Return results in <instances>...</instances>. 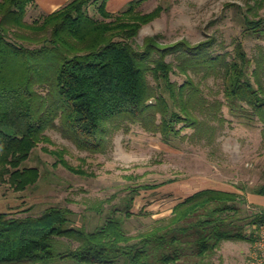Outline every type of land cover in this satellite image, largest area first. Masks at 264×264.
<instances>
[{
	"label": "trees",
	"instance_id": "16d2710c",
	"mask_svg": "<svg viewBox=\"0 0 264 264\" xmlns=\"http://www.w3.org/2000/svg\"><path fill=\"white\" fill-rule=\"evenodd\" d=\"M143 1L131 0L114 13L106 0H69L29 22L33 0H0V172H9L15 188L37 180L38 169L21 163L49 140L48 128L95 152L121 124L137 123L165 141L213 134L215 126L200 115L217 119L226 103L231 114L256 118L264 130L262 57H249L237 39L230 54L212 50V40L162 44L148 35L135 45L141 26L160 13V7L139 11ZM94 2L101 17L87 11ZM243 30L264 38V19L245 15ZM173 72L183 81L172 80ZM199 73L221 79L224 103L206 99L192 76ZM185 127L194 130L181 133ZM56 153L67 168L83 172ZM251 192L264 195V183ZM245 200L234 190L201 188L134 233L118 207L93 229L73 226L71 209L61 205L38 214L0 211V264H222L212 259L222 240L253 241L235 223L238 202ZM132 201L133 195L127 217ZM261 222L264 209L248 224Z\"/></svg>",
	"mask_w": 264,
	"mask_h": 264
},
{
	"label": "rangeland",
	"instance_id": "374dc122",
	"mask_svg": "<svg viewBox=\"0 0 264 264\" xmlns=\"http://www.w3.org/2000/svg\"><path fill=\"white\" fill-rule=\"evenodd\" d=\"M97 4L87 5V11L101 17ZM155 7H160V13L141 26L135 45L148 35H157L162 44L212 40V50L230 54L235 40H241L249 57H262L260 76L264 86V38L243 30L245 15L264 19V0H145L137 9L148 12ZM42 14L30 6L25 19L30 22ZM166 59L173 60L170 55ZM170 76L179 83L184 79L175 72ZM192 76L209 102L224 103L221 79L203 78L201 73ZM149 80L153 83L152 78ZM218 116L212 119L200 115L215 126L213 134L177 136L168 141L137 123L121 124L110 128L104 147L95 152L77 147L57 129L48 128L45 133L49 140L38 142L21 163L38 169L34 183L17 189L9 172H0V211L38 214L47 206L61 205L71 209L68 216L73 226L93 229L118 207L116 214L126 217L125 226L134 233L153 219L169 215L175 203L195 190L212 187L244 195L246 200L238 202L235 223L252 235L248 221L253 213L264 209L263 204L249 200L251 190L264 183L263 124L256 118L231 114L226 103ZM193 130L185 127L181 133L190 135ZM57 151L83 172L67 168L59 161ZM152 184L156 186H144ZM132 195L129 210L133 215L127 217L124 209ZM255 252L253 241L224 239L212 259L222 264H253Z\"/></svg>",
	"mask_w": 264,
	"mask_h": 264
},
{
	"label": "crops",
	"instance_id": "0c3cea01",
	"mask_svg": "<svg viewBox=\"0 0 264 264\" xmlns=\"http://www.w3.org/2000/svg\"><path fill=\"white\" fill-rule=\"evenodd\" d=\"M33 1L34 3L30 4L27 7V9L30 8V6H35V9L38 10V12L45 14L52 12L53 10L61 7L69 0H33ZM129 1L131 0H106L105 6L106 9L110 12H118L125 9ZM263 196L264 195L262 194L253 193L251 194V197H249L250 198L249 200L264 205V201H261Z\"/></svg>",
	"mask_w": 264,
	"mask_h": 264
},
{
	"label": "built area",
	"instance_id": "2783aa9c",
	"mask_svg": "<svg viewBox=\"0 0 264 264\" xmlns=\"http://www.w3.org/2000/svg\"><path fill=\"white\" fill-rule=\"evenodd\" d=\"M251 231L256 247L255 261L253 264H264V222L252 224Z\"/></svg>",
	"mask_w": 264,
	"mask_h": 264
}]
</instances>
